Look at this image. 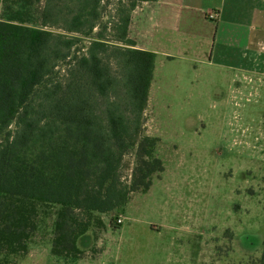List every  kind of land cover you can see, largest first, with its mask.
I'll use <instances>...</instances> for the list:
<instances>
[{
    "label": "trees",
    "instance_id": "1",
    "mask_svg": "<svg viewBox=\"0 0 264 264\" xmlns=\"http://www.w3.org/2000/svg\"><path fill=\"white\" fill-rule=\"evenodd\" d=\"M139 1L144 0H118L114 33L108 36L109 0H46L42 27L22 21L29 13L23 0L17 9L3 0L0 251L5 255L27 251L40 209L46 208L53 216L51 253L76 256L77 240L92 222L101 224V214H123L129 193L147 190L151 174L162 171L154 154L157 137L142 134L155 53L136 48L128 36L130 12ZM54 26L69 34L54 32ZM71 33L88 44L78 45L81 37ZM110 57L120 66L117 75ZM61 63L67 67L64 82L55 78ZM102 99L98 110L94 103ZM130 149L141 164L126 185L119 171ZM256 264H264V240Z\"/></svg>",
    "mask_w": 264,
    "mask_h": 264
},
{
    "label": "rangeland",
    "instance_id": "2",
    "mask_svg": "<svg viewBox=\"0 0 264 264\" xmlns=\"http://www.w3.org/2000/svg\"><path fill=\"white\" fill-rule=\"evenodd\" d=\"M19 1L9 0L14 9ZM23 2L29 13L22 21L42 27L46 0ZM117 5L109 0L106 6L108 36ZM71 34L81 37L78 45L88 44ZM106 59L119 74L116 60ZM57 69L55 78L66 81V65ZM243 78L171 69L169 107L144 114L142 134L157 137L154 154L163 167L151 174L149 188L130 192L123 214H101V224L92 222L77 240L76 256L51 253L53 216L41 208L27 251H0V264H256L264 240V76ZM103 101L94 106L103 109ZM140 160L137 151L125 152L119 171L124 184Z\"/></svg>",
    "mask_w": 264,
    "mask_h": 264
},
{
    "label": "crops",
    "instance_id": "3",
    "mask_svg": "<svg viewBox=\"0 0 264 264\" xmlns=\"http://www.w3.org/2000/svg\"><path fill=\"white\" fill-rule=\"evenodd\" d=\"M3 0H0V17ZM128 36L155 53L144 114L161 106L168 73L224 72L236 82L264 76V0H144L130 12ZM164 102V103H163Z\"/></svg>",
    "mask_w": 264,
    "mask_h": 264
},
{
    "label": "flooded vegetation",
    "instance_id": "4",
    "mask_svg": "<svg viewBox=\"0 0 264 264\" xmlns=\"http://www.w3.org/2000/svg\"><path fill=\"white\" fill-rule=\"evenodd\" d=\"M262 248H263V242H262Z\"/></svg>",
    "mask_w": 264,
    "mask_h": 264
},
{
    "label": "built area",
    "instance_id": "5",
    "mask_svg": "<svg viewBox=\"0 0 264 264\" xmlns=\"http://www.w3.org/2000/svg\"><path fill=\"white\" fill-rule=\"evenodd\" d=\"M118 221H120V219H118Z\"/></svg>",
    "mask_w": 264,
    "mask_h": 264
}]
</instances>
